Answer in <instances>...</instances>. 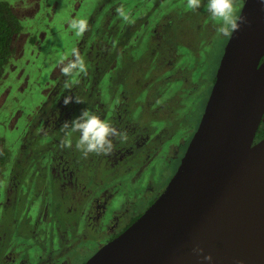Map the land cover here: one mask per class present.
Wrapping results in <instances>:
<instances>
[{"label":"rangeland","instance_id":"1","mask_svg":"<svg viewBox=\"0 0 264 264\" xmlns=\"http://www.w3.org/2000/svg\"><path fill=\"white\" fill-rule=\"evenodd\" d=\"M4 1L22 31L12 41V57L0 80V137L9 152L8 166L0 169V240H11L18 253L25 247L54 252L60 247L63 255L51 257L54 263L81 264L166 188L197 129L230 34L218 37L217 23L204 8L194 13L185 8V0H33L28 10ZM244 1L234 0L237 17ZM81 17L89 28L76 38L67 25ZM72 47L87 69L65 77L55 61ZM132 47L145 52L142 59L155 57L147 69L155 75L154 83H160L139 97L136 91L143 84L137 74L146 62L126 63L131 62ZM61 88L64 95L82 101L63 106L67 120L87 107L112 123L131 105L132 165L127 175L119 173L125 163L114 150L85 158L74 145V175H63L64 181L54 175L51 161L67 150L61 140L69 139L61 126L48 129L45 112L54 106L50 114L58 113L62 99L54 93ZM39 211L41 226L54 212L67 223L59 237L35 231ZM101 211L105 222L96 217ZM77 222L85 231L71 233ZM19 259L14 256L13 262ZM24 261H34L31 252Z\"/></svg>","mask_w":264,"mask_h":264},{"label":"water","instance_id":"2","mask_svg":"<svg viewBox=\"0 0 264 264\" xmlns=\"http://www.w3.org/2000/svg\"><path fill=\"white\" fill-rule=\"evenodd\" d=\"M199 124L159 197L84 264H264V7L245 0Z\"/></svg>","mask_w":264,"mask_h":264},{"label":"clouds","instance_id":"3","mask_svg":"<svg viewBox=\"0 0 264 264\" xmlns=\"http://www.w3.org/2000/svg\"><path fill=\"white\" fill-rule=\"evenodd\" d=\"M259 3L264 7V0H259ZM17 6L28 10L33 7V0H13V7ZM184 6L194 13L203 7L208 16L217 23L218 37L233 34L242 24L248 22L244 15L236 16L234 0H185ZM117 12L125 21L129 20L122 8H118ZM67 26L76 38L82 37L89 28L87 19L82 17L70 19ZM55 65L59 68L60 74L65 77L83 74L87 69L83 57L75 47L58 56ZM62 103L67 106L70 103H82V101L72 95H65ZM61 131L67 137H76L74 147L85 158L90 154L110 155L114 150V140L117 137L120 142L127 140L126 133L118 131L109 120L101 118L98 113L87 107H84L71 120L63 121ZM61 144L68 147L69 141L62 139ZM192 251L203 264H211L212 256L204 253L202 248L197 246Z\"/></svg>","mask_w":264,"mask_h":264},{"label":"flooded vegetation","instance_id":"4","mask_svg":"<svg viewBox=\"0 0 264 264\" xmlns=\"http://www.w3.org/2000/svg\"><path fill=\"white\" fill-rule=\"evenodd\" d=\"M139 28L140 27H138L136 31H135V29L132 30L131 35L132 36H133V34L135 35L136 32L138 30H140ZM133 49L134 48L132 47V53L130 55L132 57L131 62L128 60V61H126V63H128V65L130 64L129 66L131 67V66H136V65L141 64L143 62H146V64L141 67V69L138 71V74H137L138 77L140 78V80L142 81V84H143L142 87L136 91L137 97H139L140 95L142 96L141 93L153 92V91H155V88L157 90V88H158L160 83L159 82L154 83L155 75H152V73L149 72L148 69H147V67H151L152 66V59H154L155 57L151 56L150 59H148V58L142 59V55L145 52L143 51V52L136 53V51H134ZM147 61H148V63H147ZM215 73H216V71H215ZM215 73H214L212 85L214 83ZM176 90H177V87H173L174 94L178 96L179 92H177ZM65 93L66 92H62V88H61V92L57 91V92L54 93V95L58 99H59V97H61L60 99H63V97L65 96L64 95ZM159 93L161 94L162 92H159ZM58 102H60V100ZM115 105L117 107L123 106V104L122 105L115 104ZM63 106H64V104L62 103V106H60V108L58 110V113L54 112V113L50 114L51 113V108L54 109V106H49V108H48L49 110H47V112H45V114H47V120L46 121L48 122V129L49 130H52L53 128L61 126L62 122L67 120L66 119L67 115H65L63 113V109H64ZM130 108H131V105H129V107H126L125 110L121 111L120 115L117 116L114 119V121L112 122L113 126L118 131H122V132L127 134V140L124 141V142H120L119 137H117L114 140V145H115L114 151H115V154H118V157H123L122 162L125 163L123 171L119 172V173H122L124 175L128 174L127 170L129 168H131V165H132L131 144H129V133L132 132L133 122H132L131 116L129 115ZM263 118H264V115H263ZM39 123H42L43 125L46 126L45 121H40ZM263 124H264V121L262 119V121H261V123L259 125V128ZM43 125L42 126L35 125V128H37L39 126L40 129H44L45 127ZM153 126H156V125L153 124L152 127ZM256 134H257V132H256ZM67 138L69 139V143H70L68 147H65L67 150L64 151V152L61 151L63 154H60V156L55 157L56 159L54 160V162L51 161V164H53L52 165V170L54 172H56V174H54V175H60L61 179L63 181H64L63 175L64 176L69 175V174L74 175V171L77 170L75 168L74 169L70 168L75 163V160H76V157L72 153V148L73 147H71V146L75 145L76 137L72 136V137H67ZM258 140L259 139H257L256 136H255V141H258ZM70 157L72 158V161H70ZM18 158H19V156H17V159ZM80 207L82 208V204L80 205ZM57 209H59V207H57ZM63 212H64V210H63ZM66 212H67V214H69L70 211L66 208ZM54 215H55V217L53 216V214L48 215V217H47V219L45 221L46 222V226L44 227L43 225L42 226L39 225V223L44 222L42 220L43 215H42L41 211H39L38 212V216L39 217L36 220L37 222L34 221V222L37 223V225L35 227V229H36L35 231L37 233H39V234L40 233L42 234V232H44V233L48 232L50 234H51V232H54V233L57 234L55 236L59 237V234H62L64 232L62 230H63V228H65L67 226V223L63 222L60 219L58 220L56 218L55 212H54ZM140 215H142V213L137 215L135 218H133L119 233L114 234L110 238V240L113 239L118 234H120L122 231H124ZM96 217H99L100 220L103 219V221L105 222L104 211L103 212L101 211L99 215L96 213ZM106 228H107V226H106ZM84 231H85V228L81 227V225L78 224V222H77V224H75V225L73 224L71 233L72 232L73 233L84 232ZM66 232H67V230L65 231V233ZM10 241L7 240L6 237L3 240H0V264H57L56 261L54 263V261L51 259V257L53 258V257H57V256H60V255H63V252L61 251L60 247L57 248L56 252H54V250L48 249V248H44L43 249V248H36V247H25V249H26L25 252L18 253V252L15 251V248H17L16 245L15 246H11L10 245ZM28 252H31V255L34 256V261L33 262H25L24 261V259L27 257ZM94 253L95 252H93L92 254L87 256V258L81 264H84L87 261V259L90 258ZM17 255H20V259L16 263H14L13 262L14 256H17Z\"/></svg>","mask_w":264,"mask_h":264},{"label":"trees","instance_id":"5","mask_svg":"<svg viewBox=\"0 0 264 264\" xmlns=\"http://www.w3.org/2000/svg\"><path fill=\"white\" fill-rule=\"evenodd\" d=\"M22 31V25L10 5L0 0V80L12 57V41ZM264 136V124L257 131L256 138ZM9 152L0 137V169L8 166Z\"/></svg>","mask_w":264,"mask_h":264}]
</instances>
